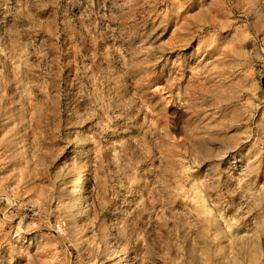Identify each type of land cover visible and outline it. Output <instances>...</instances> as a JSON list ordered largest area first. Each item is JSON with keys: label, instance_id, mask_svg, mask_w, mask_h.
<instances>
[{"label": "rangeland", "instance_id": "1", "mask_svg": "<svg viewBox=\"0 0 264 264\" xmlns=\"http://www.w3.org/2000/svg\"><path fill=\"white\" fill-rule=\"evenodd\" d=\"M263 80L264 0H0V264H264Z\"/></svg>", "mask_w": 264, "mask_h": 264}, {"label": "bare ground", "instance_id": "2", "mask_svg": "<svg viewBox=\"0 0 264 264\" xmlns=\"http://www.w3.org/2000/svg\"><path fill=\"white\" fill-rule=\"evenodd\" d=\"M86 191V182L83 176H80L78 180L76 181V185L74 188V193L77 197H84ZM125 264H128V260H125Z\"/></svg>", "mask_w": 264, "mask_h": 264}, {"label": "water", "instance_id": "3", "mask_svg": "<svg viewBox=\"0 0 264 264\" xmlns=\"http://www.w3.org/2000/svg\"><path fill=\"white\" fill-rule=\"evenodd\" d=\"M263 87H264V80H263Z\"/></svg>", "mask_w": 264, "mask_h": 264}]
</instances>
